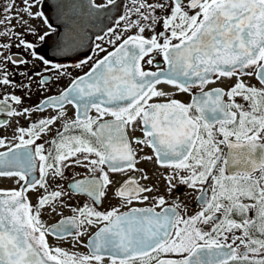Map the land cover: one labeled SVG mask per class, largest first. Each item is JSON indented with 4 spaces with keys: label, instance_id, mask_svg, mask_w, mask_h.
<instances>
[{
    "label": "flooded vegetation",
    "instance_id": "flooded-vegetation-1",
    "mask_svg": "<svg viewBox=\"0 0 264 264\" xmlns=\"http://www.w3.org/2000/svg\"><path fill=\"white\" fill-rule=\"evenodd\" d=\"M258 19L264 0H0V264L32 245L61 264L181 258L193 246L176 255L170 239L200 208L215 223L202 242L235 249L220 264L264 259V230L223 237L220 223L241 181L250 218L264 209ZM143 40L139 78L121 58L113 94H90L83 77ZM172 213L164 243L135 249Z\"/></svg>",
    "mask_w": 264,
    "mask_h": 264
},
{
    "label": "water",
    "instance_id": "water-1",
    "mask_svg": "<svg viewBox=\"0 0 264 264\" xmlns=\"http://www.w3.org/2000/svg\"><path fill=\"white\" fill-rule=\"evenodd\" d=\"M256 23H263V31L262 29H255V43L257 44L259 38H264V19H258ZM262 23H260L262 25ZM262 31V32H261ZM131 44V41H127L126 45H121L118 49L114 50L102 60H100L94 68L91 69L89 73H87L83 78L85 81L89 80L91 85H93L92 93L89 90L90 94H113L112 92L115 90L114 83L117 82L115 79L111 77V74H114L116 67L119 65H115L119 61V59L127 60L126 63H123L120 70V76L125 77L128 74H131L132 80L133 76L135 78H139V59L141 55L146 51V46L148 42L143 40V44L137 45V49L129 50L128 47ZM125 52L127 53L125 56H121V54ZM149 76V75H146ZM93 77V79H92ZM145 78V76H144ZM119 88L125 90L124 81L119 82ZM110 92V93H109ZM18 210H16V213ZM140 226V223H137ZM149 226H152L154 229H158V234H155L154 239L152 241H146L143 239L142 241L136 242L137 247L135 249L142 248L143 251H150L151 249L161 245L164 243L170 234L174 226V214H170L168 217H162L153 220V222L149 223ZM165 228V231H161V229ZM21 229L24 230L25 226H21ZM114 248L116 251H121V243L116 242ZM31 246V244H30ZM16 251V250H15ZM234 248L231 245H226L224 243L214 245V244H196L191 251L180 259L175 258H160L155 264H219L224 261H228L232 258L234 253ZM248 251V250H244ZM241 251V253H244ZM5 264H60L56 262L54 259L47 257L43 252H40L33 245L29 250L24 253L16 252L14 257H8L5 259Z\"/></svg>",
    "mask_w": 264,
    "mask_h": 264
},
{
    "label": "rangeland",
    "instance_id": "rangeland-1",
    "mask_svg": "<svg viewBox=\"0 0 264 264\" xmlns=\"http://www.w3.org/2000/svg\"><path fill=\"white\" fill-rule=\"evenodd\" d=\"M236 190L234 194L227 196V203H223L225 208L221 211L223 216L220 221L223 228V237L230 234L249 236L264 230V209L256 206L253 210L254 221L250 218L251 212L248 207L251 191L249 186L245 181H241ZM262 196L264 197V195H260V197ZM180 199L184 204L189 201L188 196L184 194L180 195ZM213 211L210 208L192 209L188 212L189 215L185 214L177 222L174 234L169 242L176 255L187 252L194 244L202 242L204 237L212 238L210 235L204 236L205 232L202 231L201 226L203 227L204 223L211 227L215 225L209 220V214Z\"/></svg>",
    "mask_w": 264,
    "mask_h": 264
},
{
    "label": "trees",
    "instance_id": "trees-1",
    "mask_svg": "<svg viewBox=\"0 0 264 264\" xmlns=\"http://www.w3.org/2000/svg\"><path fill=\"white\" fill-rule=\"evenodd\" d=\"M231 264H264V259L258 257H243L239 260L231 262Z\"/></svg>",
    "mask_w": 264,
    "mask_h": 264
}]
</instances>
